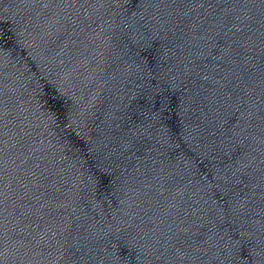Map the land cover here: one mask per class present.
Returning a JSON list of instances; mask_svg holds the SVG:
<instances>
[{
  "label": "water",
  "instance_id": "95a60500",
  "mask_svg": "<svg viewBox=\"0 0 264 264\" xmlns=\"http://www.w3.org/2000/svg\"><path fill=\"white\" fill-rule=\"evenodd\" d=\"M0 264H264V0H0Z\"/></svg>",
  "mask_w": 264,
  "mask_h": 264
}]
</instances>
